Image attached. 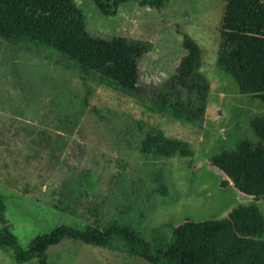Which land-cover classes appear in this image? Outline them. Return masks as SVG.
Returning <instances> with one entry per match:
<instances>
[{
    "label": "rangeland",
    "instance_id": "374dc122",
    "mask_svg": "<svg viewBox=\"0 0 264 264\" xmlns=\"http://www.w3.org/2000/svg\"><path fill=\"white\" fill-rule=\"evenodd\" d=\"M75 2L93 33L144 45L138 84L130 90L97 76L82 79L67 55L0 36V193L19 243L63 222L84 227L117 219L155 249L184 218H220L239 203H255L264 214L262 198L230 181L222 185L225 174L208 161L240 137L256 139L248 119L264 113V101L253 95L260 89L252 88L264 87V67L249 82L234 75L264 40L242 0H169L159 8L126 0L114 14L93 0ZM183 32L198 42L199 69L210 82L200 125L149 108L183 54ZM156 129L187 140L193 155H142L143 134ZM46 260L149 264L120 238L109 246L63 238L47 247ZM0 264L38 262H17L11 249L0 248Z\"/></svg>",
    "mask_w": 264,
    "mask_h": 264
},
{
    "label": "trees",
    "instance_id": "16d2710c",
    "mask_svg": "<svg viewBox=\"0 0 264 264\" xmlns=\"http://www.w3.org/2000/svg\"><path fill=\"white\" fill-rule=\"evenodd\" d=\"M93 1L103 14H114L126 0ZM136 1L159 8L169 0ZM242 3L247 18L264 29V0ZM0 36L67 55L77 62L82 79L92 75L130 90L137 87L138 57L145 51L144 45L130 42L122 35L93 33L75 0H0ZM181 45L183 54L173 71L156 86L149 108L165 109L180 120L200 125L210 82L199 69L198 42L183 32ZM263 65L264 40L234 75L240 83L249 82ZM262 85L252 88L260 89L253 95L264 101ZM248 124L256 139L240 137L231 147L212 152L208 161L225 174L222 185L230 181L241 192L264 200V113L252 115ZM140 152L153 157L193 155L187 140L167 136L160 129L143 134ZM5 208L4 195L0 193V248L11 249L17 262L36 258L38 264H48L47 247L63 238L97 246H109L120 238L149 264H264V214L255 203H239L220 218H184L171 225L168 241L155 249L130 224L117 219L84 227L59 223L49 231L35 234L22 246L5 217Z\"/></svg>",
    "mask_w": 264,
    "mask_h": 264
}]
</instances>
